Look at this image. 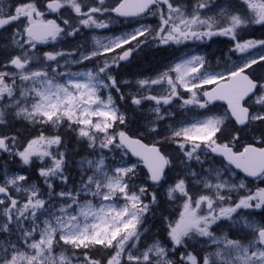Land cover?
I'll return each mask as SVG.
<instances>
[{"label":"snow or ice","instance_id":"snow-or-ice-1","mask_svg":"<svg viewBox=\"0 0 264 264\" xmlns=\"http://www.w3.org/2000/svg\"><path fill=\"white\" fill-rule=\"evenodd\" d=\"M149 15L154 28L79 43ZM256 25L264 0H0V264H264V186L245 183L264 184V38L241 36ZM213 37L237 55L220 70L186 52L153 76L115 74L153 45ZM223 221L239 234H217Z\"/></svg>","mask_w":264,"mask_h":264},{"label":"flooded vegetation","instance_id":"flooded-vegetation-1","mask_svg":"<svg viewBox=\"0 0 264 264\" xmlns=\"http://www.w3.org/2000/svg\"><path fill=\"white\" fill-rule=\"evenodd\" d=\"M4 3H7V0H3ZM109 4H113L115 0H107ZM187 2V0H185ZM237 0H216L217 4L228 6L230 4H236ZM218 9H213L211 12H208L209 15L214 14ZM52 18V17H49ZM137 20H139V23H137ZM140 24H145L150 27H156L157 25V18L153 16H147L143 18H130L128 20H125L124 18H119L118 20L114 19L111 23V26L109 29H100V30H83L82 38L79 40V43L86 44L88 48H91L93 46L92 36L95 35L101 39L104 37H111L113 35H120L122 32H131L134 28L139 27ZM242 38L244 39H261L264 38V26H252L241 33ZM212 38L211 40H206L204 42H187L186 44L181 45H170V46H161L160 48H157L156 46H152L151 48H147L144 50V52H140L137 54H134L133 58L130 62H122V66L119 69L115 70V74L118 75V78L123 79H138L141 78V76H153L156 74V72L163 70V68L170 63L177 60L179 57L183 56L186 52L188 53H200L205 54L208 56V58L211 60V62L215 65L217 61L220 62V68H217V70H220L223 68V66L226 63H229V56H231V60H237V55H232L229 53V48L232 46V42L229 40V38L226 37H216L214 40ZM76 41H71L70 43H55L52 45V47H55L56 49L59 48H69L74 46ZM39 48L43 50H52V47L49 45H39ZM255 51H259L258 49ZM147 53V55H145ZM92 67V62H86L84 65H76L72 68V70H78L82 67ZM124 90L127 91V87H124ZM125 108H127V105H125ZM211 111L209 110H199L194 109L187 113L188 118L192 114H203L204 115H211V114H222L224 111V106H222L219 103H216L215 105L210 106ZM178 112H181L183 110L177 109ZM130 113V112H129ZM181 117L178 116L177 119H180ZM201 118V117H200ZM203 118V117H202ZM201 118V119H202ZM231 127V125H230ZM34 134V133H33ZM253 133L246 132L243 134V141L245 143L251 142L253 138ZM217 167L219 164L217 163ZM170 175H175V173H170ZM233 182L239 183L240 179H245L243 173H237L236 176L231 177ZM246 184H250L253 188L257 185L264 186V184H261L258 180H253L252 178H246L245 179ZM195 191V189H194ZM239 195V193H234L233 196ZM179 205L175 204L172 205L171 213H175L178 209ZM256 221L260 222L261 217L255 216L253 217ZM159 221H156V229L160 228ZM213 230L217 234H224L228 233L231 236L238 235L237 229L230 228L228 221H223L219 223V226L213 227ZM160 231V230H159ZM189 250H193L192 248H189ZM195 250L197 251H203L206 250V246L204 245V248L200 244L195 245Z\"/></svg>","mask_w":264,"mask_h":264},{"label":"rangeland","instance_id":"rangeland-1","mask_svg":"<svg viewBox=\"0 0 264 264\" xmlns=\"http://www.w3.org/2000/svg\"><path fill=\"white\" fill-rule=\"evenodd\" d=\"M214 39L216 38V37H213ZM213 39V40H214ZM72 66L73 65H70V70H72ZM88 68H92V67H87V66H85V67H82V68H80V69H78L77 71H85V70H87ZM72 71H76V70H72ZM114 95H115V93H113ZM197 110V109H196ZM199 110H201V109H199ZM129 115H133V113H129ZM195 115V116H194ZM197 115L198 114H192V115H190V117L189 118H193V117H197ZM199 117H203V116H199ZM81 151H84L83 149L81 150ZM79 159V158H78ZM26 171L27 172H32V170H31V168H27L26 169ZM13 172H15V171H13ZM35 181V180H34ZM172 205H165V208H166V211L164 212V214L165 215H167L168 213H171V207ZM159 215H160V213L159 212H157V218H156V220L159 218ZM159 220V219H158ZM258 222V221H257ZM214 227V226H213ZM159 229L160 228H157V230L153 227V229H152V232H153V234H155V233H157L158 231H159ZM200 245H202V247L204 248V245L203 244H200Z\"/></svg>","mask_w":264,"mask_h":264},{"label":"trees","instance_id":"trees-1","mask_svg":"<svg viewBox=\"0 0 264 264\" xmlns=\"http://www.w3.org/2000/svg\"><path fill=\"white\" fill-rule=\"evenodd\" d=\"M17 127H19V125H17ZM66 135H68V136H70L71 134H67L66 133ZM73 142H74V139H73ZM82 153H83V151H82ZM5 159H7V158H5ZM4 163V160H2V159H0V164H3ZM19 165V162L17 161V162H15V163H12V162H9V166H11V165ZM31 174V178L32 179H35L36 180V176H35V174L34 173H32V172H30ZM73 175L75 176V171L73 172ZM156 225V224H155Z\"/></svg>","mask_w":264,"mask_h":264}]
</instances>
